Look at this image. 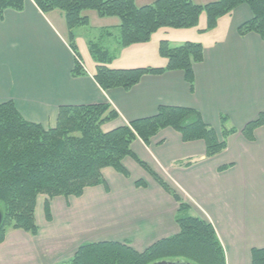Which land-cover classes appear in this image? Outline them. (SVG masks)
Wrapping results in <instances>:
<instances>
[{
	"label": "crops",
	"instance_id": "crops-1",
	"mask_svg": "<svg viewBox=\"0 0 264 264\" xmlns=\"http://www.w3.org/2000/svg\"><path fill=\"white\" fill-rule=\"evenodd\" d=\"M250 18L242 5L207 32L213 40L202 45L203 61L193 66L192 88L182 72L171 71L145 75L127 92L103 91L93 80L96 64L80 50L84 44L75 37L85 74L72 77L75 58L66 39L27 1L21 12L7 10L0 19V104L12 102L27 122L44 129L55 127L63 106L109 104L118 119L102 126L104 132L153 117L160 106L196 110L217 133L220 117L226 118L236 133L211 159L204 157L202 142L182 143L171 129L161 130L149 144L135 140L131 151L178 193L195 217L213 226L226 264H250L251 250L264 248V126L254 131L251 142L240 133L264 113V41L236 33ZM148 43L132 45L141 51L110 68L164 67L162 58L152 56L153 64L141 59L155 50ZM122 166L128 177L106 168L105 185L86 188L79 198L38 196L37 235L7 230L0 264H62L86 243H127L143 252L177 235L175 201L130 158ZM223 166L227 169L219 172ZM137 181L144 187L137 188ZM46 201L49 219L44 215Z\"/></svg>",
	"mask_w": 264,
	"mask_h": 264
},
{
	"label": "trees",
	"instance_id": "trees-1",
	"mask_svg": "<svg viewBox=\"0 0 264 264\" xmlns=\"http://www.w3.org/2000/svg\"><path fill=\"white\" fill-rule=\"evenodd\" d=\"M31 1L42 13L58 10L63 14L68 31L67 44L74 53L72 77L85 73L77 62L73 29L87 26L86 11H95L100 18H117L118 44L122 48L146 44L161 29L188 30L196 28L202 14L205 28H216L220 18L245 5L251 18L239 25V37L254 34L264 41V0H216L196 5L190 0H155L151 5L137 7L134 0H0V19L5 11L21 12ZM88 51L96 64L93 80L103 91L121 89L125 92L138 84L145 75L159 76L180 71L192 88L193 66L203 61V46L185 42L170 47L160 41L157 52L166 61L161 68L111 69L107 67L108 52L97 43H88ZM118 119L109 104L63 106L58 109L56 125L44 129L27 122L12 102L0 104V210L3 222L0 244L7 230L22 231L36 236L35 206L38 196H82L90 187L104 186L102 170L113 169L123 177L128 173L122 166L125 158L133 160L178 205L175 223L178 234L162 239L143 252H136L127 243H86L78 247L74 256L62 264H156L177 262L187 264H226L223 247L213 226L199 217L190 216V207L178 193L131 151L139 139L149 144L161 130L171 129L179 134L182 143L202 142L204 157L211 159L222 153L227 139L236 133L220 117L219 132L208 126L199 112L190 108L160 106L153 117L140 119L104 132L102 126ZM264 126V113L247 123L240 131L247 141ZM227 169L220 167L219 172ZM137 188L144 187L140 181ZM49 219V204H44ZM250 264H264V248L251 250Z\"/></svg>",
	"mask_w": 264,
	"mask_h": 264
},
{
	"label": "rangeland",
	"instance_id": "rangeland-1",
	"mask_svg": "<svg viewBox=\"0 0 264 264\" xmlns=\"http://www.w3.org/2000/svg\"><path fill=\"white\" fill-rule=\"evenodd\" d=\"M155 0H134V3L137 7L151 5ZM193 4L196 5H206L208 3H212L216 0H190ZM86 15L89 16V23L87 26L78 27L73 29L74 40L75 37L77 38V43L84 45H79L81 48V52L85 56L86 59H89L91 62V57L88 51V43H97L101 47H103L109 54V58L111 59L107 67L114 65H120L124 61L129 58V53L139 52L141 51L140 46L138 47H127L122 48L118 44V36H119V29H118V19L114 17H105L100 18L95 11H86ZM47 19L51 21V23L56 27V29L62 34V36L67 39L68 31L65 27V22L63 18V14L58 11L54 10L45 14ZM200 22L198 23L195 29H188V30H174V29H161L155 35H153L146 45L148 48L150 46L154 47V51L150 53L151 56L143 57L141 59H145L146 62L153 64L155 63L152 61V56L159 60L160 57L157 52V45L159 39H163V41H167L170 47L178 46L185 42H201L199 44L206 46L210 44L213 37L208 35L207 32L202 33L197 31L198 28H203L205 26V15L202 14L200 17ZM76 35V36H75ZM79 65L81 64L79 58L76 59ZM188 215L195 216L194 212L189 211Z\"/></svg>",
	"mask_w": 264,
	"mask_h": 264
},
{
	"label": "water",
	"instance_id": "water-1",
	"mask_svg": "<svg viewBox=\"0 0 264 264\" xmlns=\"http://www.w3.org/2000/svg\"><path fill=\"white\" fill-rule=\"evenodd\" d=\"M2 222H3V214H2V211L0 210V228L2 226ZM156 264H173V263L172 262H160Z\"/></svg>",
	"mask_w": 264,
	"mask_h": 264
},
{
	"label": "flooded vegetation",
	"instance_id": "flooded-vegetation-1",
	"mask_svg": "<svg viewBox=\"0 0 264 264\" xmlns=\"http://www.w3.org/2000/svg\"><path fill=\"white\" fill-rule=\"evenodd\" d=\"M173 264H187V263H177V262H173Z\"/></svg>",
	"mask_w": 264,
	"mask_h": 264
}]
</instances>
